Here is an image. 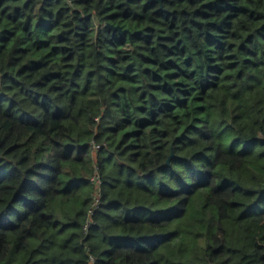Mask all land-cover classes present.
Here are the masks:
<instances>
[{"label":"trees","instance_id":"trees-1","mask_svg":"<svg viewBox=\"0 0 264 264\" xmlns=\"http://www.w3.org/2000/svg\"><path fill=\"white\" fill-rule=\"evenodd\" d=\"M0 264H264V0H0Z\"/></svg>","mask_w":264,"mask_h":264},{"label":"built area","instance_id":"built-area-1","mask_svg":"<svg viewBox=\"0 0 264 264\" xmlns=\"http://www.w3.org/2000/svg\"><path fill=\"white\" fill-rule=\"evenodd\" d=\"M93 182H99V177L98 176H94L92 178ZM99 198H96V201L94 202V206L97 205V202H98ZM90 213H93V209L90 210ZM90 220L86 223L85 227L87 228V226L90 225Z\"/></svg>","mask_w":264,"mask_h":264},{"label":"rangeland","instance_id":"rangeland-1","mask_svg":"<svg viewBox=\"0 0 264 264\" xmlns=\"http://www.w3.org/2000/svg\"><path fill=\"white\" fill-rule=\"evenodd\" d=\"M135 213H138L140 216L144 213V210H137L136 212H129L128 214L126 215H129V216H134ZM16 216H18V213H16Z\"/></svg>","mask_w":264,"mask_h":264},{"label":"water","instance_id":"water-1","mask_svg":"<svg viewBox=\"0 0 264 264\" xmlns=\"http://www.w3.org/2000/svg\"><path fill=\"white\" fill-rule=\"evenodd\" d=\"M107 25L112 27V25H110V24H107ZM115 28H119V27H115ZM171 156H172V154L169 156V158H171Z\"/></svg>","mask_w":264,"mask_h":264}]
</instances>
